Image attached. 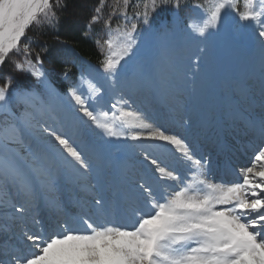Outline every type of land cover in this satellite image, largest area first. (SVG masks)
Here are the masks:
<instances>
[{
  "label": "snow or ice",
  "instance_id": "1",
  "mask_svg": "<svg viewBox=\"0 0 264 264\" xmlns=\"http://www.w3.org/2000/svg\"><path fill=\"white\" fill-rule=\"evenodd\" d=\"M237 4L238 0H212L207 7L195 5L202 17L186 26L193 35L205 37L218 28L226 13L235 11L241 21L257 25L264 48V0H243L242 11ZM152 5L157 7L156 0ZM60 6V0H0V64L19 50L30 27L51 23ZM179 6L180 0H175L174 7ZM144 17L143 22L149 23L147 11ZM136 29L132 24L131 30L120 33L121 42L105 41L109 54L101 64L109 80L115 81L121 61L134 53ZM27 48L25 45V51ZM199 59L197 55L193 60L197 67ZM16 67L25 70L22 64ZM27 71L35 84L6 81L0 86V104L6 106V112L0 114V191L5 196L15 192L31 200L39 185L46 183L44 169L36 163L41 158L33 145L37 132L81 174L91 169L84 148L74 138L77 134L65 131L62 123L58 126L55 118L51 124L40 123V117L51 114L53 102L61 95L69 98L70 115L83 126L84 135L94 128L107 137L162 142L187 162L189 174L182 176L145 150V174L136 181L135 196L119 216L103 198L95 199V210L66 217L51 231L24 232L25 243L14 246L10 259H0V264H264V147L251 166L239 170L240 180L213 182L207 178L209 162L198 157L180 134L153 126L138 111L121 110L112 122L101 119L90 107L104 94L101 85L88 80L87 96L77 87L64 92L46 72L31 64ZM13 88L15 93L10 95ZM120 101L127 107L123 96ZM121 128L123 131L118 130ZM260 133L264 136V119ZM12 207L18 213L26 211L23 205L13 203Z\"/></svg>",
  "mask_w": 264,
  "mask_h": 264
},
{
  "label": "rangeland",
  "instance_id": "2",
  "mask_svg": "<svg viewBox=\"0 0 264 264\" xmlns=\"http://www.w3.org/2000/svg\"><path fill=\"white\" fill-rule=\"evenodd\" d=\"M211 2L212 0H208L205 4H193L183 13L175 11L167 21L163 16L167 9L161 8V0H156L157 7L155 9H153L152 0H136V3L133 5L138 7V12L133 13L134 15L132 14L134 19L131 16L126 17L119 31L116 29L110 33H106L107 39L111 38L117 40V42H121L123 37L120 36V33L131 30L132 24H136L137 27L140 24L147 25L133 33L137 40L134 53L130 58L121 61L122 67L120 74L116 77L115 81L107 78L102 66H93L87 62L80 61V76L75 83H71V87H77L78 91L83 92L86 96L88 95L86 83L88 80H92L103 87L104 94L90 103V107L95 110L101 119H107L112 122L119 116L121 110L138 111L142 119L151 123L153 126L158 124L156 123L157 116L161 119H165L168 116L176 117L178 125L184 127V134L188 132L189 135L195 136V139L198 141V131L193 130L194 126L201 121V117L199 116L203 114V110L200 108L201 102L198 100L200 99L201 101L202 96L201 98H196L195 95L192 96L189 93V82L203 77H210L211 79L215 77L216 80L214 83L210 82L206 89H210V87L213 90L215 88L220 89L223 86L222 76L225 72L226 65L235 60L233 55L239 54V47L242 46L243 40L248 43H253L254 50L264 56V48L261 47L257 36V25L241 21L235 11L226 13L218 28L212 30L205 37L195 36L189 31L186 25L189 22L198 21L202 17L201 9L194 6L203 5L207 7ZM123 3L125 4V2ZM237 7L239 10H243V0H238ZM145 11H147V19L149 20L147 24L143 22L145 19ZM160 14H162V17L157 19L156 22L162 21V23L159 25L154 24L152 20L158 18L157 16ZM104 45L108 55V45L106 43ZM199 49H203V51L200 52L198 51ZM25 54L20 46L19 50L13 52L10 56L9 61L14 64V68L17 71L32 78L36 83L35 78L27 69L31 64L35 69L43 71L42 66L40 63L29 61ZM197 55L200 57L198 67L193 63L194 57ZM18 63L22 64L25 70L18 69L16 67ZM7 81L14 85H20L11 79ZM140 88L149 89L148 96L152 97L153 101L158 97L157 104L154 105L152 101L150 102V108H144L143 104H145L144 100H146V96L143 99ZM14 93L15 88L11 90L10 95ZM131 95L134 96L133 99L129 98ZM121 96L124 97V100L128 101L127 107L120 101ZM198 102L200 104L196 106L195 104ZM113 104H116L115 109L112 108ZM68 105L69 98L61 95V97L53 102V111L51 114L40 117V123H52L53 118H55L57 123L63 121V126H70L73 118L70 115ZM104 112L108 113L107 117L102 115ZM113 113H115V117ZM152 115L154 116V122L151 118ZM161 119L159 120L162 121ZM208 124H203L201 129L203 131L201 133V138L203 139L201 143L211 141L207 154L216 150H213L216 147V138L212 137L210 125ZM73 125L75 126L76 132L83 131V126L77 121ZM169 130L171 129L169 128ZM172 130L174 131L175 129ZM87 133L97 145L109 143L108 140L110 137L104 135L99 129L90 128ZM126 146L131 150L137 149V152H135L136 159L143 157V150L153 151L152 145L146 142L145 145H136L131 141H127ZM227 146L236 150L233 140L230 143L228 142ZM224 147L222 146V148ZM254 157L252 162H254ZM37 163L41 165V162ZM184 171L187 172V170ZM53 180L51 183L52 187L61 185L55 179ZM81 180L80 184L85 182L88 184L93 183L91 179H86L85 182L83 179ZM66 185L67 187L69 186V184ZM38 189L35 198L31 200H26L16 195L15 192H10L8 196H5L3 191H0V227L2 228L0 236L6 239V241L2 240L1 249L5 247L13 248L17 244H24L25 238L23 233L29 232L28 229H32L34 232L36 229V232L41 230L36 226L38 224H35L40 221V215L38 217L35 216L36 219L34 222L33 213L26 208L27 206L35 207V209L43 207L42 212L43 210L47 211L51 219L55 218L53 215L54 209L55 211L58 209L65 218L76 215L75 213L67 214L64 212L65 210L54 207L48 198L53 197V195L48 194L49 192L47 190ZM60 196L58 195L59 198ZM76 196V194L73 195L72 193L70 200H76ZM13 203L16 204V207L23 205L26 211L24 213L16 212L12 207ZM7 231L11 232L16 237V240L8 239Z\"/></svg>",
  "mask_w": 264,
  "mask_h": 264
},
{
  "label": "bare ground",
  "instance_id": "3",
  "mask_svg": "<svg viewBox=\"0 0 264 264\" xmlns=\"http://www.w3.org/2000/svg\"><path fill=\"white\" fill-rule=\"evenodd\" d=\"M253 45V43L243 40L242 46L239 47V54L233 55L235 60L226 65L222 76L224 85L220 92H218V89H211V87L206 89L210 82L214 83L215 77L213 79L210 77L198 78L189 85V93L192 96L195 95L196 98H201L202 96L201 101L198 99L201 104L198 102L195 105L198 106L200 104V108L204 109L203 119L210 122L216 120L214 113L220 110L221 116L224 118L226 131H230L233 128L252 127L253 119H256L257 115L264 114V56L257 53ZM222 57L224 58V56ZM145 105L147 104H143V106ZM5 112V105L0 104V113ZM167 122L168 126H176L175 118H168ZM60 123L63 124L64 122L57 123L58 126ZM73 123H76L75 119L72 120L70 126H63V128L70 134H77L74 138H79L78 142L84 148L85 154L91 163V169L86 174H81L62 159L59 153L52 149L37 132L33 138V145L42 154L37 162H41L40 166L44 169L46 179V183H42L40 186L42 189L47 190L48 194L53 195V197H48L51 203L57 208L64 209L65 207L64 210L67 213L70 212L68 210L70 204L69 193L70 191L76 193L77 189L80 192L76 197L78 202H71V209L78 210L80 214L88 210H95L94 200L88 199L91 201L90 203L86 198V196H92L96 199L103 198L105 205L109 207L110 211L119 216L121 211L128 206L135 196L136 181L145 174L142 164L143 157L139 160H130V158H135L134 152L137 150L131 151L126 148L127 139L131 140L127 136L113 137V139L110 137L108 144L97 145L92 141L88 133L84 135L83 131L76 132ZM120 130L123 131L122 128ZM180 130L181 127L178 131ZM134 142L140 145L144 141ZM146 142L160 148V151L167 157V159L161 161L180 172L182 167L179 161L184 160L179 153L162 142ZM151 153L154 156H158L155 155V152ZM210 159L214 160V156H210ZM175 161H177L178 165L173 166ZM37 164L39 165V163ZM128 173L129 175H127ZM131 173L133 178L128 180L126 176H130ZM52 176L61 185L52 187L51 183L54 181ZM81 179L84 182L86 179H91L93 183L88 184L85 182L80 184ZM66 182L73 189L67 191ZM58 195H61L60 198ZM26 208L32 211L34 221L41 214V216L45 217V221L41 224L42 228H46L48 231L54 229V226L41 212L42 208L40 211L33 207L27 206ZM55 214L62 217L57 211H55ZM0 259H5L1 252Z\"/></svg>",
  "mask_w": 264,
  "mask_h": 264
},
{
  "label": "trees",
  "instance_id": "4",
  "mask_svg": "<svg viewBox=\"0 0 264 264\" xmlns=\"http://www.w3.org/2000/svg\"><path fill=\"white\" fill-rule=\"evenodd\" d=\"M123 2L119 0L116 7L117 0H60L56 18L51 23L30 27L20 46L28 60L40 63L51 81L66 92L80 76V61L102 66L101 62L107 56L106 33L122 27L126 17L134 19L133 15L138 12V7L133 5L136 0ZM206 2L208 0H180V6L176 8L175 0H166L161 8L167 9L163 16L169 20L175 11L183 13L193 4ZM94 16L98 17L95 21ZM157 17L152 21L161 18L162 14ZM8 79L20 85L35 83L17 71L9 60L0 69V85L3 86Z\"/></svg>",
  "mask_w": 264,
  "mask_h": 264
}]
</instances>
